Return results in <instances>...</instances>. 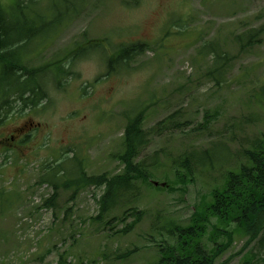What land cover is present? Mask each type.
I'll list each match as a JSON object with an SVG mask.
<instances>
[{
  "label": "rangeland",
  "instance_id": "374dc122",
  "mask_svg": "<svg viewBox=\"0 0 264 264\" xmlns=\"http://www.w3.org/2000/svg\"><path fill=\"white\" fill-rule=\"evenodd\" d=\"M70 2L72 15L65 18L57 37L60 29L51 22L48 0L32 5L34 11H24L28 25L39 30L27 57L31 66L53 59L75 42L100 40V47L76 61L73 77L62 87L43 77L49 100L29 116L0 125L2 138L30 122L19 133L21 138L26 136L25 142L6 140V147H12L11 142L19 145L10 152L11 160L6 163L0 150V195L4 190V198L13 200L0 211V264H61V256L67 260L64 264H151L158 260L161 246L175 241L154 223H190L199 202L211 199L210 191L223 185L224 173L244 162L238 155L264 137V39L245 51L234 40L236 34L264 23V0ZM8 19L16 21L10 14ZM50 24L54 27L41 38L40 29ZM212 41H219L220 51L232 57L224 76L208 73L211 56L198 57L203 44ZM135 42L149 47L127 67L106 75L108 56L119 45ZM49 44L41 53L34 51ZM143 105L151 106L143 125L150 133L139 160L149 163L158 157L166 164L192 151L212 149L214 165L210 166L209 158L205 163L196 157L186 184L175 180L168 165L150 169L154 183L169 176L174 189L138 181L128 205L142 211L140 219L130 212L124 222L113 223L118 230L132 225L125 233H114L105 224L109 217L91 221L99 213L95 195L100 197L101 188L89 186L70 199L72 190L61 187L56 207L44 205L54 189L38 183L39 178L60 152L72 149L64 154L68 160L81 152L77 155L85 160L89 175L111 176L123 169L115 156L122 150L123 110ZM171 114H175V127L157 129ZM210 237V233L203 237L208 252L215 245ZM218 242L225 247L214 257V264H243L249 258L253 264H264V231L252 241L236 233L233 241L219 235ZM128 250H132L128 257L117 258Z\"/></svg>",
  "mask_w": 264,
  "mask_h": 264
},
{
  "label": "trees",
  "instance_id": "16d2710c",
  "mask_svg": "<svg viewBox=\"0 0 264 264\" xmlns=\"http://www.w3.org/2000/svg\"><path fill=\"white\" fill-rule=\"evenodd\" d=\"M40 1L0 0V124L13 115L19 114L21 117L26 113L30 114L44 101L49 100L47 81H44L43 77L57 83V87L60 88L65 85V82H61V80L69 79L73 71L75 72L73 66L76 61L88 57L100 47L98 45L100 40L88 41V44L75 42L69 45L65 51L57 53L53 59L38 66H31L27 61L29 45L33 44L35 36H37L36 40L39 38V31L28 25L29 22L25 19L24 11L28 9L34 11L32 5H38ZM122 1L125 2V0ZM48 3L53 12L51 14L54 18L52 23L56 21L60 25L64 18H69L72 15L70 0H48ZM62 6H64L63 9H61ZM15 8L16 11H14ZM9 14L12 19L16 18L15 22L8 19ZM31 22L34 23V21ZM23 25L25 26L23 27ZM41 38H44L43 31ZM263 39L264 23L234 36L241 51L254 47ZM219 44V41L203 44L199 49L198 57L211 56L212 66L208 73L224 76L232 57L228 53L220 51ZM148 47V43L143 42L119 45L116 52L107 58L106 75L116 71L118 67H127ZM86 52L88 54H85ZM150 107L143 105L132 110H123L126 124L122 136V150L115 154L123 166L119 173L111 176H108L107 173L89 175L85 170V160L77 155L82 154L81 152H77L71 158L72 160L69 159L70 162L68 159H64V154L72 149L64 153L60 152L59 158L54 160L55 163L46 166L39 178L38 183H47L54 189L53 194L44 205L56 207L61 187L65 190H72L70 199H74L82 189L89 186L101 188L103 191L100 197L95 195L96 203L99 204V213L97 216L90 217L91 221L109 217L105 224L114 233H125L131 229L132 225L127 224L122 230H118L113 223L119 220L124 222L127 219L125 217H128L126 213L130 212V215H135V220L140 219L142 211L135 210L133 207L129 208L128 205L131 196L135 197L133 194L137 190L138 181L148 182L150 186L157 189H174L172 186L174 180H170L169 176L162 182L164 186L161 183L156 185L150 178V169L159 170L168 165V171L173 172L176 176L175 180L186 184L188 177L192 174V161L195 162L196 157L205 163L209 158L210 166L214 165L212 149H204L200 152L192 151L187 155L180 156L179 159H171L166 164L160 163L158 157L152 158L149 163L139 160L142 150L149 144L150 132L143 125ZM208 118L209 114H206L205 119L208 120ZM175 123H177L175 114H171L160 121L156 128L175 127ZM25 138L26 136L23 137V142H25ZM14 150L13 147L3 148L2 152H5L4 161L6 163L11 160L10 152ZM238 157H242L244 162L238 168L228 169L224 173L223 185L210 191L211 199H206L208 201L201 202V204L199 202L190 223L186 225L174 222H169L168 225L154 223L157 230L166 232L169 234L168 236L175 238V241L161 246L158 260L151 264H214V257L222 251V247H225L224 244H219V235L231 242L234 235L239 233L252 241L258 237L260 232L264 231V137L254 143L251 148L244 149ZM12 162L16 163V160L13 159ZM71 162L74 163L71 164ZM3 195L4 190L0 195V211H5L7 206L13 203L12 198L8 200ZM119 210L122 211L123 217L121 214H112ZM211 219L216 223L213 224ZM208 233L211 235V241L215 244L209 249V252L203 243V237ZM131 253L132 250H128L117 255V258L124 259ZM65 262L67 260L61 256L60 263L64 264ZM243 264L253 263L249 258Z\"/></svg>",
  "mask_w": 264,
  "mask_h": 264
},
{
  "label": "flooded vegetation",
  "instance_id": "af4514ba",
  "mask_svg": "<svg viewBox=\"0 0 264 264\" xmlns=\"http://www.w3.org/2000/svg\"><path fill=\"white\" fill-rule=\"evenodd\" d=\"M24 125V126H23ZM22 126H19V127H16L14 130H13V133L12 134H10V137H2V138H0V148H6V144H7V142H6V140H9V141H15V142H17L18 143V141L19 142H21L22 141V139H21V137H22V134H19L21 131H23V133L25 132V126H29L30 125V123L27 125L26 123L25 124H23ZM32 125V124H31ZM16 137L18 138L17 140H15L16 139ZM10 144V146H12L13 148H15V147H18L19 145H16V146H13L14 145V143H9Z\"/></svg>",
  "mask_w": 264,
  "mask_h": 264
}]
</instances>
